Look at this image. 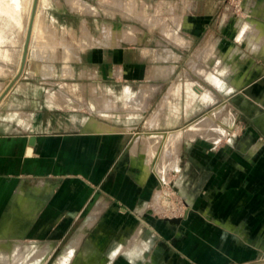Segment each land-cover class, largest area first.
<instances>
[{"label": "crops", "instance_id": "1", "mask_svg": "<svg viewBox=\"0 0 264 264\" xmlns=\"http://www.w3.org/2000/svg\"><path fill=\"white\" fill-rule=\"evenodd\" d=\"M67 1L38 0L49 42L42 45L47 41L40 38L35 11L28 44L29 56L31 47H51L55 71L32 86L14 82L3 95L7 104L0 112L15 118L0 120V220L27 204L23 219L38 225L40 237L26 243L43 264H153L154 252L144 259L155 237L165 230L173 245L180 225L196 220L218 225L224 234L233 231L241 249L248 226L258 247L261 227L264 235V138L255 130L233 154L193 147L197 167H204L201 196L180 222L155 219L148 213L153 205H146L167 170H179L183 139L218 145L226 138L219 135L226 129L228 96L242 97L241 112L264 129V30L256 24L264 23V0H244L246 15L235 24L221 11V0H74V7ZM130 17L139 22L127 23ZM190 48L193 56L186 55ZM192 73L224 100L190 121L203 109H195L198 102L218 99ZM194 124L201 128L186 132ZM35 179L36 186L25 187ZM18 192L25 196L20 202ZM79 222L70 242L53 251L47 243H63L67 226ZM251 251L257 255L253 245ZM187 254L194 257L193 242Z\"/></svg>", "mask_w": 264, "mask_h": 264}, {"label": "rangeland", "instance_id": "2", "mask_svg": "<svg viewBox=\"0 0 264 264\" xmlns=\"http://www.w3.org/2000/svg\"><path fill=\"white\" fill-rule=\"evenodd\" d=\"M30 4L31 0H0V92L4 90L6 85L14 78L15 74L19 70L22 57L21 55L24 46L23 43L26 38L27 27L29 24L28 19H30ZM68 4L70 5L69 2ZM243 4L244 0H221L220 9L221 11L226 9L227 16H231V20L235 24V22L237 23L239 19L243 18L246 15ZM44 8L45 7H43L40 3L36 5V11L37 13H39L41 21L39 28L40 38L42 36V38L47 41L48 35L47 33L43 32L44 30L41 26L42 23L47 20L46 17L43 16ZM126 22L137 24L139 21L135 17H130ZM248 30L251 31L252 35L256 38L253 29L248 28ZM33 36H35L34 32ZM236 36L237 30L235 31L233 40H235ZM245 40H248V38H246ZM48 42L49 41H47V43H40L47 46ZM244 44V50L246 49L248 51L249 49H247V41H245ZM46 46L38 48L31 47V49H29L30 56L27 53L23 71L21 72L19 78L15 81L16 86H20L21 84L26 82L29 83L30 86H32L34 84H37V78H40V76L49 75L52 71H55L51 62L53 60V50H51V47L49 48ZM194 52L195 48H190L189 51H186V55L193 56ZM48 56L50 59L48 58ZM184 67L185 65L182 64L179 69L182 70V68ZM192 76L206 88L215 92L218 95V99L217 101L206 106L198 102L195 106V109H203L198 113L196 112L190 121H193L198 117L204 115L214 107L218 106L223 102L222 100H224V97L220 93L215 91V88L209 83L208 80L204 79L201 75L196 73H192ZM46 81L54 82V80ZM231 83H233L232 80L226 81V85H231ZM228 89H231V87L228 86ZM184 93L185 91L183 89V96L181 97V101L183 103L185 102ZM241 98L242 97L240 96H234V94L228 96L227 98L226 132H228V136L222 139L218 145H213L200 137L195 138L194 141H192L189 145L186 144L184 139L183 141H181V143L179 144L178 155L179 170L174 171L172 170V168L167 170L166 180H164L165 182L159 181L156 185L158 198L155 201L152 200L153 203L147 206L150 207L151 205H153V211H148V213L153 218L163 220L164 222H167L165 221L167 218L183 219L184 215L187 214L186 212L189 209L188 206L192 202L193 198L196 197V199H200L199 197L201 195L200 193H197V189L199 186H201L204 167L202 165L200 167H197L198 163L201 162H199L198 158L192 155L193 147L196 148L195 152L197 153H204V151L209 150L212 152H220L221 150H224L223 148H228L227 151L229 152V154H233V152H235V150L240 147L239 144L241 140L244 139V137L249 136L248 134L251 133V131L255 130L259 136L264 138V129L261 124H258L256 120L250 119L248 115L241 112ZM1 114L3 115V118H1L0 120H12L10 114L8 115L7 112H3ZM4 115H8L9 117L5 116V118ZM11 115H13L15 118V115L13 113ZM247 127H250V130L248 132ZM166 154L170 158H175V154L173 151H167ZM159 156L160 152L158 154V157ZM190 157H194L196 161H194V163L188 162ZM158 160L159 159L157 158L152 163V166L157 163ZM38 183L39 181L37 179L24 182L25 187L36 186ZM27 194H30L31 197L34 196L33 192ZM17 196L18 202H20L22 199H25V196H23L21 192H18ZM21 204L25 206L18 207L17 212H15L14 216H11L13 214L9 213L8 211V215L6 216V218L4 220H0V239H12V241H14L10 243V245L15 244L16 246L12 254V259H15L18 254L22 252V255H20L21 260L31 259V263L29 264H43L42 256H40L39 254H36L35 256L32 255V247L30 249L28 248L29 250H25V248H23L27 245L26 241L33 240V235L38 234L37 236H39L40 232L36 229L38 225H33L31 220L23 219V217L25 218V216H27L28 210L26 207V203ZM230 212L233 215L234 210ZM230 212L229 214H231ZM224 213L226 214L225 211ZM16 215L18 217H16ZM80 222L76 225L73 223L72 225L67 226V237L63 243L54 241L47 243L50 248L56 252V250L63 247V245L69 243L70 239L74 236L78 227L81 225ZM262 228L263 227H261L259 231L260 237L258 239V247H256V240L251 241L249 233L250 228L247 226L248 231H246L247 233H243V246L241 249L237 245L238 243L235 241V238L232 235L233 231H228L229 234H224L222 232V227L218 225L216 227H209L208 225H203L198 220H196L193 225H187L184 223L183 225H180L179 239L178 241H175L173 245H171V241L169 240L170 237H164V233H166L165 230L160 233V236H156L154 239V245L147 253L144 261L149 260V257L151 256L150 254L152 252L155 253V255L152 256L153 264H190L193 261L195 264H222L224 261H226L227 264H241L243 262L251 263L259 261L264 259V235L261 234L263 231ZM169 231L170 230H168L167 232ZM17 236L22 239H19V241L16 240ZM39 239L41 240V238ZM41 241L40 243H42ZM188 241L193 242L194 257L187 254ZM252 245L255 250L257 249V255L252 254ZM50 262L51 260L49 261V263ZM74 262L75 261H73V263Z\"/></svg>", "mask_w": 264, "mask_h": 264}, {"label": "bare ground", "instance_id": "3", "mask_svg": "<svg viewBox=\"0 0 264 264\" xmlns=\"http://www.w3.org/2000/svg\"><path fill=\"white\" fill-rule=\"evenodd\" d=\"M23 1V0H22ZM68 2L70 3V5L71 6H73L74 7V5H76L75 4V1L74 0H68ZM32 5H33V2H32ZM32 5H31V11H30V13H29V17H30V19H31V12H32ZM19 10V9H18ZM35 11H36V9H35ZM34 15H35V13H34ZM232 15V14H231ZM30 19H28V22H30ZM251 19V18H250ZM249 19V20H250ZM13 20V19H12ZM33 20H34V17H33ZM249 20H247L248 22H249ZM246 21V22H247ZM251 21V20H250ZM258 22V21H257ZM250 23V22H249ZM248 23V24H249ZM1 24V23H0ZM7 24V23H6ZM28 24V23H27ZM36 22L34 23V28H33V30L35 29V27H36ZM257 24V26H260V27H262V28H260V29H262V30H264V23H262V22H260L259 24L258 23H256ZM12 25V24H11ZM32 25H33V21H32ZM28 26H29V24H28ZM16 27V26H15ZM27 31H28V27H27ZM31 31H32V28H31ZM26 35H27V32H26ZM30 35H31V33H30ZM30 40V39H29ZM24 44V43H23ZM22 56V55H21ZM20 56V57H21ZM20 68V67H19ZM19 71V70H18ZM17 74V73H16ZM15 74V75H16ZM21 74V73H20ZM1 96V95H0ZM6 97H3L1 100H0V107L3 105V104H7L6 103V99H5ZM1 113H3V112H0V119L1 118H3V115L1 114ZM215 114V113H214ZM9 115V114H8ZM8 115H4V117L6 116V117H9ZM10 115H11V113H10ZM5 117V118H6ZM207 118V117H206ZM205 120H211L210 118L209 119H205ZM10 121V120H9ZM207 121H204V122H207ZM4 122V124H7V123H5V122H7V121H3ZM204 124V123H203ZM232 127V126H231ZM201 127H199V124L197 125V124H194L193 125V127L191 126V127H187V129H186V132H190V131H192L193 129L194 130H198V129H200ZM228 132H226V129H224V131H222V134L221 135H219V138L220 137H223L224 135H227L228 136V134H227ZM179 135H180V132H179ZM218 140V138H216V140H215V142ZM162 180V182H163V180H165V178L163 179V178H161ZM158 198V192L157 193H155V195H154V198L152 199V200H156ZM153 203V201L151 202V204ZM146 206H148V205H146ZM19 240V239H18ZM11 242H14V241H12V240H6V239H0V264H29V263H31V259H29V260H27V259H22L23 260V262H22V260L20 259L21 257H20V255H22V252L20 253V254H18V260L15 258V259H12V254H13V251L15 250V248H16V246H15V244L13 245V244H11L10 245V243ZM24 246V245H23ZM29 246V245H28ZM28 246L26 245V247H23V248H25V250H27L28 249ZM24 258H26V257H24Z\"/></svg>", "mask_w": 264, "mask_h": 264}, {"label": "water", "instance_id": "4", "mask_svg": "<svg viewBox=\"0 0 264 264\" xmlns=\"http://www.w3.org/2000/svg\"><path fill=\"white\" fill-rule=\"evenodd\" d=\"M37 2H38V0H33L31 19H30V22H29L27 35H26V38H25V41H24V46H23L21 64H20L19 71L14 76V78L7 84L6 88L3 90V92H2V94L0 96V100L3 97V95H5V93L8 92L9 89L13 86L14 82L19 78L20 73L23 71V68H24V65H25V62H26L27 53H28V44H29L30 33H31V28H32V21H33V17H34V13H35ZM184 217H186V214L184 215ZM181 220H182V218H167L165 221H167L169 223H177V222H180ZM261 262H264V260H259V261L246 263V264H258V263H261Z\"/></svg>", "mask_w": 264, "mask_h": 264}]
</instances>
